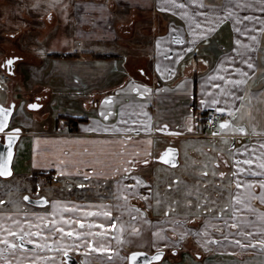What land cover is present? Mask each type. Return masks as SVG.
<instances>
[{"label":"crops","instance_id":"crops-1","mask_svg":"<svg viewBox=\"0 0 264 264\" xmlns=\"http://www.w3.org/2000/svg\"><path fill=\"white\" fill-rule=\"evenodd\" d=\"M6 1L0 0V4ZM39 1L12 0L17 11L22 9L24 23L16 32L17 41L33 33L43 44L45 37L58 33L60 18L67 12L70 41L81 48L72 49L66 42L68 49L57 52L38 55L36 48L34 54L26 52L35 62L32 72L38 74L33 89L49 94L47 120L53 127L43 122L37 128L36 121L25 116L24 104L15 103L9 128H18L21 134L13 173L32 178L53 172L48 181L72 182L69 189L81 188L80 198L85 196L86 182L95 180V190L106 185L108 195L75 204L81 207L76 219L83 220L84 227L75 222L63 227L70 225L69 230L80 232V237H66L68 230L53 236L48 232L52 224L46 221L34 222L30 232H17L13 242L23 236L37 250L18 246L17 254L28 256L18 255L14 264H42L46 255L40 247L45 246L49 253L109 256L112 228L96 225L113 222L115 210L109 193L114 176L137 173L154 182L158 195L159 186H166L165 180L172 174L157 165L168 149L177 151L175 166L179 151L183 158L214 154L216 160L210 164L194 158L189 161L197 171H213V179L210 173V179H200L203 183L214 180V190L208 189L209 196H202L209 199V206L187 209L177 196L176 204H155L140 227L121 225L122 234L128 237V250L163 251L157 264H264V244L260 243L264 241V169L259 167L264 161V0H48L61 6H48L49 10L40 14L27 12L38 11ZM6 16L0 10L1 35L9 34L2 29ZM31 21L36 28L33 32ZM20 62L13 63L14 74L18 66L27 65ZM7 71L11 78L13 74L2 70L0 62V75ZM11 82L2 85V90L8 89L5 101H0L5 106L11 98ZM108 97L112 99L106 104ZM213 100L218 103L213 105ZM37 102L42 108L39 99ZM217 107L225 111L220 112L217 127L209 131L203 117ZM61 116L83 119L72 131L62 121L56 123ZM223 120L230 122L229 129H220ZM239 128L246 131L236 130ZM245 159L253 163L244 164ZM180 166L183 170V160ZM161 199L159 196L156 203ZM216 203L225 208L219 210ZM104 212L111 215L104 216ZM0 224L6 221L0 219ZM37 226L45 235H35ZM99 232L106 235H89ZM100 247L107 250H95ZM183 247L186 251H181ZM8 250L0 244V264Z\"/></svg>","mask_w":264,"mask_h":264},{"label":"rangeland","instance_id":"rangeland-1","mask_svg":"<svg viewBox=\"0 0 264 264\" xmlns=\"http://www.w3.org/2000/svg\"><path fill=\"white\" fill-rule=\"evenodd\" d=\"M39 1V0H38ZM37 7H40L37 9L38 11L30 10L27 12L34 13V14H40L44 11H48V6H61L57 1H54L53 3H50L48 0H42L37 3ZM47 7V9H45ZM17 5L12 2V0H7L5 3L0 4V10L5 12L7 15V23L4 26H2V29H5V31H9L8 35H1L0 33V62H1V69L2 70H10L11 78L9 79V82L12 81L11 84V98L10 101L6 104V106L11 105L10 103H16L20 104L23 103V111L25 113V116L29 118H33L34 121H36L37 128L41 127V123H46V125L49 128H52L53 124L50 122V120H47L49 116V94L47 91H41L40 89H33L34 82L37 81L36 76L38 77V74L33 70L32 72V65L34 66L33 59L29 58V54L27 53H33L35 51L36 54L41 55L42 52H57V50L62 48H67L69 45H66L68 43H71L73 46L72 49L80 50L81 45L78 43H74L73 41H70L71 35H69L68 30V24H69V15L67 12L63 13V17L61 16L60 19H62L59 24V30L57 34H51L50 36H47L44 38V43L40 44L39 39L37 38L35 34V38H33V33H26L20 38V42L17 40L16 32L19 30V28H22V20L20 19L21 11H17ZM41 10V11H39ZM56 10V9H55ZM57 13L61 14V10H56ZM30 28L33 32L34 29V22H30ZM64 26H67L66 29H64ZM7 29V30H6ZM49 29V27H48ZM28 30V28H27ZM65 31V32H63ZM61 32V33H60ZM38 35V33H37ZM28 40V41H26ZM25 41V42H24ZM25 44H24V43ZM36 43V44H35ZM34 44V46H33ZM20 47H22L20 49ZM36 50L34 51V49ZM28 51V52H27ZM27 52V53H26ZM22 59H20V57ZM25 56V58H23ZM27 56H29L27 58ZM7 59H13V63H17L18 60H21V64L23 66V63L27 64L24 65L23 68L18 66V70H16L17 74H14V65L13 63L9 65L12 68H9L7 66H4V61H7ZM138 67H141L140 63H137ZM145 67V66H143ZM147 68V67H146ZM28 73H24V72ZM16 75V77H15ZM26 76V77H25ZM14 81V82H13ZM3 85V84H2ZM6 89H3L0 92V101H5L8 92L7 87ZM48 94V96H47ZM39 99V102L43 104L42 108L40 110H30L28 109L27 105L34 103L36 100ZM96 101V100H95ZM91 109V108H90ZM50 119V117H49ZM43 123V124H44ZM68 129L69 126H68ZM207 143L210 142V139H205ZM179 151V150H178ZM202 155H193L190 156V158H194L199 163L204 164H210L213 163L214 160V154H203ZM183 152L179 151L178 153V162L179 164L175 167L167 166L161 162L157 163L159 167L164 169L165 171L172 173L168 180L165 182L167 183L166 186H159L158 188V195L154 191L153 185L154 182H146L143 178L133 175H115L114 176V183H112V189L109 193V200L110 204H113V210H115V214L112 219L116 220V223H120V225L124 223H132L133 229L137 227H140V225L143 223V220L148 219L149 212L154 208L155 204L161 206L160 204L163 203H175L176 204V196L179 197L180 200L183 201L187 209H195V208H203L205 206H209L208 202L209 199H203L202 196L208 197L209 196V190L213 189L214 186L212 183H214V180L211 182H200V179H210V174L213 179L212 172L205 173L203 170L202 172L197 171L196 167L192 166L189 161H191L190 158L186 157L183 158ZM183 160V170H180L181 168V161ZM193 161V160H192ZM216 163V162H215ZM207 165L206 167H208ZM120 177V178H118ZM137 178L139 179V183H137ZM159 178L162 180V176H159ZM195 178L197 179L196 181ZM35 180V179H34ZM33 178L30 177H23V176H17L15 172L13 175L9 178L2 179L0 178V201H3V203H0V219H4L6 221V224L3 225L5 229L11 228L13 231L16 232H23L25 230H29L30 228L32 230V225L34 226V222H41L44 221L50 222L56 221V225H52V227L48 230L52 235L53 233L59 234V232L55 231V228L63 227L65 224L66 218L73 220V222L76 220L77 211H79L81 207L76 206L75 204H87L90 202V198H94L96 195L99 196H107V186L104 185V187H97L99 190L96 191L92 184L95 180L87 181L86 184H88L87 188H85L84 193L85 196L80 198L79 194L81 191V188L75 187V189H69V185L72 182H68L65 180H58L54 179L53 181H48L47 179L42 180L38 179V182L36 184H33L32 181H34ZM135 181L134 184H129L132 181ZM133 181V182H134ZM202 181V180H201ZM61 182V183H60ZM98 183L97 181H95ZM70 183V184H69ZM142 183V184H141ZM69 184V185H68ZM145 184V185H144ZM93 186V187H91ZM99 186V185H98ZM155 186V185H154ZM116 190V195L112 194L113 191ZM214 190V189H213ZM160 191L162 194H160ZM208 191V192H207ZM168 195V198L166 197ZM29 197L31 199H39L44 198V200L48 201L47 206H33L30 204H27L24 200V197ZM159 196L162 198L159 200L158 203H156V199L158 200ZM113 200V198H115ZM126 197V198H125ZM218 204L216 208L218 207L219 210L224 209V204ZM159 206H157V210L161 209ZM165 207V205H163ZM79 209V210H78ZM18 221L19 224H13L12 221ZM1 225V224H0ZM31 225V227H30ZM64 228V227H63ZM71 227L68 225V227H65V230H69ZM37 228L34 230L38 231ZM47 230V229H45ZM42 235H45V232L41 228ZM117 233V232H116ZM4 234V233H3ZM61 234V233H60ZM54 236V235H53ZM66 237H69L68 234L65 235ZM118 240L113 243V245L118 246L117 249L113 250V253L108 256V258L104 260H111V262L107 264H115L113 261L121 254V261H119L118 264H125L124 260L125 258L122 257V253H124L125 249L123 247H129L128 244V237H125V234H122L121 229H119ZM14 238V237H13ZM11 240L12 237H9ZM61 243V240L58 241V244ZM46 247V246H45ZM45 247H40L41 254H45V258L42 261V264H46L48 259L47 258L49 253L47 252V249ZM56 247V246H55ZM127 248V249H128ZM57 249V247H56ZM12 252H10V251ZM8 250V256H3V263L4 264H14L15 259L20 255V258L27 257L28 255H25V253H19L18 248L17 250L13 251L14 249ZM51 250V247H50ZM31 252L33 250H30ZM181 251H186V247L181 248ZM53 252V251H51ZM36 253V252H35ZM35 253H32L31 255H36ZM58 254L55 256L56 259H51L50 264L56 262L59 264H64L61 262V257ZM146 253V252H145ZM14 254V255H12ZM151 254V253H149ZM12 255V256H10ZM36 257V256H35ZM59 259V260H58ZM86 260V259H85ZM89 260V259H88ZM48 261V263H49ZM87 261V260H86ZM19 263V262H18ZM16 263V264H18ZM20 264V263H19Z\"/></svg>","mask_w":264,"mask_h":264},{"label":"snow or ice","instance_id":"snow-or-ice-1","mask_svg":"<svg viewBox=\"0 0 264 264\" xmlns=\"http://www.w3.org/2000/svg\"><path fill=\"white\" fill-rule=\"evenodd\" d=\"M173 3H175V0H173ZM178 6L181 7V8L184 7L183 4H180ZM253 39H255V37H253ZM177 42L178 43H182L183 41H180L179 39H177ZM236 43H239V41H236ZM12 63H13V60L12 59H9V60L6 61V64L7 65H11ZM248 67L251 68V67H253V65L249 64ZM237 71H239V69ZM240 82L241 81H235V83H240ZM145 91H148V89L145 88ZM111 99H112L111 97L106 98L105 103L106 104L107 103H110L111 102ZM217 103H218L217 100H213L212 101V104L213 105H215ZM30 107L36 108V107H38V105L37 104H31ZM216 111L217 112H224L225 109L224 108L217 107L216 108ZM9 112H10V110H5L2 107H0V132H3L4 129H5V127L7 126V116L9 115ZM102 115H103V113H102ZM229 128H230V122L228 120H223L220 123V129L221 130H227ZM236 130L241 131V132L246 131L244 128H239V129H236ZM14 131H17L18 132L19 129H15ZM218 134L219 133H213V135H218ZM8 140H9V150H8V154H7V161H4L3 157L0 156V175H10V170L7 167V164L10 163L11 162V159H12V151H11L12 136L11 135L8 136ZM171 152H172V149H168L164 153V155L160 157V159L161 160H164L165 157H167ZM144 162L147 163V161H144ZM239 163H240V161L238 160L237 161V164H239ZM243 163L244 164L251 165L253 163V161L251 159H245L243 161ZM259 167L262 168V169H264V161H262V162L259 163ZM240 170L242 172L245 171V169H243V168H241ZM253 174H255V173H253ZM220 175L223 176L224 173H220ZM139 182L140 181L137 178V183H139ZM237 186L240 187L241 185L238 184ZM250 186L251 185H249V187ZM24 199L27 200V199H29V197L26 196V197H24ZM40 202L47 203V201L44 200L43 198H41V201ZM0 203H3V201H0ZM87 215H92V213H87ZM103 215L104 216H110L111 213L110 212H104ZM64 222L67 223V224H71V223H73V220L67 219ZM74 222L76 224H79L81 227H84V221L83 220L76 219ZM12 223L13 224H17V225L19 224V222L18 221H15V220L12 221ZM56 223H57L56 221H51V224L52 225H56ZM232 226L233 227H236L235 224H233ZM30 227H31V225H30ZM37 227H39V226H37ZM88 227L89 228H92L93 225L92 224H89ZM96 227H98L100 229H104L106 227H111L112 229H116L117 225L115 223H111L109 225H105L103 223H100V224L96 225ZM55 231L63 234L66 230L63 227H59V228H55ZM121 231H123L122 228H121ZM0 233H4L3 234V237L0 238V244L6 245L9 249H16L18 246L20 248H23L24 245H23L22 242L19 245H17L15 242H13L12 240L9 239V237H16L17 236V232L16 231H13L11 228L5 229L2 225H0ZM67 234L69 236H75V237H80L81 236V233L80 232L72 231V230H68ZM35 235L40 236V235H42V233L39 232V231H37L35 233ZM89 235H93V236H95V235L104 236V235H106V233L105 232H99V233H95V234L94 233H89ZM19 238H20L21 241H23V239H24L23 236H20ZM236 243L237 244H240V241L237 240ZM260 243L264 244V241H260ZM88 245H89L90 248L93 247L92 241H89L88 242ZM40 246H43V245H40ZM95 250L96 251H105L107 249H105L103 247H100V248H96ZM65 255H67V252H65ZM140 255H141V253H139V252H133V253H131L130 260L133 261V262H135L136 259H137V257L140 256ZM160 255H161V253H157L153 257V259H159L160 258ZM145 264H148V262L146 261Z\"/></svg>","mask_w":264,"mask_h":264},{"label":"water","instance_id":"water-1","mask_svg":"<svg viewBox=\"0 0 264 264\" xmlns=\"http://www.w3.org/2000/svg\"><path fill=\"white\" fill-rule=\"evenodd\" d=\"M32 104H37L38 107L32 108V107H30L31 104H29L28 109L34 111V110H38L41 108V105L38 104L37 102H34ZM0 107H2L5 110H10L9 115L7 116V126L5 127L3 132H0V156L3 157L4 161H7V154H8V150H9L8 136L9 135L12 136V143H11L12 159H11V162L7 164V167L10 170V175H0V178L6 179V178H9L13 175L12 161H13V157L15 154L16 145H17L19 138H20L21 130L19 129V131L17 132L14 130L18 129V128H12V129L9 128L10 120H11V117H12L14 110H15L14 104H11L9 106H4V105L0 104ZM163 155L164 154H162L161 156H163ZM176 156H177V151L175 149H172V152L167 157H165L164 160L160 159V161L165 163V164H168L170 166H175L177 164ZM26 201L31 203V204L39 205V206L45 204L43 202H40L41 199L34 200V199L29 198ZM133 252H139V253H141V255L137 257L135 262H133L130 260V256H131V253H130L128 255V264H145L146 261L148 262V264H156V263H159L162 260V258L164 257L163 251H156L152 254L145 253L143 251H133ZM157 253H161L160 258L159 259H153V257ZM65 259H66L67 264H77V262L74 260V258L70 255H65Z\"/></svg>","mask_w":264,"mask_h":264},{"label":"flooded vegetation","instance_id":"flooded-vegetation-1","mask_svg":"<svg viewBox=\"0 0 264 264\" xmlns=\"http://www.w3.org/2000/svg\"><path fill=\"white\" fill-rule=\"evenodd\" d=\"M7 60H9V59H7ZM13 60V59H12ZM3 65L4 66H7V67H9V65H7L6 64V61H4V63H3ZM114 181V180H113ZM114 183V182H113ZM113 190V189H112ZM31 199V198H30ZM25 200V199H24ZM34 200H38V199H34ZM113 200H114V198H113ZM25 202L27 203V204H30V205H33V206H38L39 207V205H34V204H31V203H29V202H27L26 200H25ZM48 201H47V203H45V204H43V205H41V206H47L48 205ZM109 203H111L110 202V200H109ZM113 207H114V205L113 204H111ZM116 212L114 211V213H113V215L115 214ZM112 223H115L116 225H117V227H116V229H112V231H113V233H112V237H111V241H112V243H115V241L116 240H118V237L116 236V235H118V233H119V229H121L122 227H121V225H120V223H116V220L115 219H112ZM117 232V233H116ZM23 243V248H21V249H26V250H37V248H35L34 246H36V245H32V244H29V241H28V239L26 238V239H23V241H21L20 239H18V241L16 242V244L17 245H19L20 243ZM117 245V244H116ZM116 245H113L112 246V252H110L109 253V256H110V254H112L113 253V250H115V249H117L118 248V246H116ZM20 248V247H19ZM125 250V252L124 253H122V257H124L125 258V260H124V263L125 264H128V255L130 254V253H132L130 250H128L127 249V247L125 248V247H123ZM49 253V252H48ZM154 253V252H153ZM58 253H55V252H50L49 253V257H51L50 259H48V261L49 260H51V259H56L57 257H55L56 255H57ZM152 254V253H151ZM52 255V256H51ZM59 255H60V257H61V262H63L64 264H67L66 263V259H65V253L64 254H61V253H59ZM67 255H70V256H72L73 258H74V260L77 262V264H107V263H109V262H111V260H104V259H106V258H108V256H104V255H94V254H92V255H82V254H77V253H69V254H67ZM87 261H86V260ZM89 259V260H88ZM59 260V259H58ZM115 260H117V262H119V261H121L122 259H121V254H120V256H118ZM50 262V261H49ZM116 262V261H115ZM157 264V263H156Z\"/></svg>","mask_w":264,"mask_h":264},{"label":"built area","instance_id":"built-area-1","mask_svg":"<svg viewBox=\"0 0 264 264\" xmlns=\"http://www.w3.org/2000/svg\"><path fill=\"white\" fill-rule=\"evenodd\" d=\"M8 80L7 75H1L0 82H6ZM1 90V87H0ZM222 117V114L220 112H217L216 109L209 110L208 114L205 116L204 119V125L209 130H214L216 128L217 120H219ZM134 181V180H133ZM130 182L129 184H134V182ZM113 194L116 195V190L113 191ZM116 197L114 198V200Z\"/></svg>","mask_w":264,"mask_h":264},{"label":"trees","instance_id":"trees-1","mask_svg":"<svg viewBox=\"0 0 264 264\" xmlns=\"http://www.w3.org/2000/svg\"><path fill=\"white\" fill-rule=\"evenodd\" d=\"M74 56V55H71ZM83 118H73V117H67V116H61L57 119L56 123L60 124V122H63V125L69 126L70 130H74L76 124L81 121ZM63 127V126H62ZM54 174L53 172H47V173H37L32 176L33 180L36 181L38 179H50V175ZM34 182L36 183V181Z\"/></svg>","mask_w":264,"mask_h":264},{"label":"bare ground","instance_id":"bare-ground-1","mask_svg":"<svg viewBox=\"0 0 264 264\" xmlns=\"http://www.w3.org/2000/svg\"><path fill=\"white\" fill-rule=\"evenodd\" d=\"M141 182V181H140ZM142 184V183H141ZM145 185V184H144Z\"/></svg>","mask_w":264,"mask_h":264}]
</instances>
